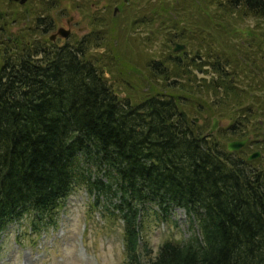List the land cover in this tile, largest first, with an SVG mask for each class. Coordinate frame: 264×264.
<instances>
[{
  "label": "trees",
  "instance_id": "1",
  "mask_svg": "<svg viewBox=\"0 0 264 264\" xmlns=\"http://www.w3.org/2000/svg\"><path fill=\"white\" fill-rule=\"evenodd\" d=\"M211 1L191 0V4L205 10ZM215 1L217 10L222 7L224 11L202 14L207 26L222 24L230 32L232 12L264 17V0ZM150 8L153 13L136 15L131 23L156 20L168 21L174 28L179 25L163 13L168 8L164 2L158 0ZM194 15L187 13L184 20L192 21ZM3 19L0 231L23 213L50 216L60 200L81 183L96 194L92 202L96 208L101 194L113 193L118 198L103 204L102 209L123 222L121 264H264V162L246 158L249 142L238 150L226 147L228 140L249 134L255 114H250L255 110L245 104L253 98L250 90L232 79L237 76L235 65L231 74L222 70L226 64H234L232 56L236 60L243 54L238 47L231 53L212 51L209 46L205 49V56L213 58V69L223 77L221 85L213 86L214 100L205 111L228 117L236 114L232 124L207 134L190 116L198 117L203 109L189 108L191 99L197 98L187 96L190 90H174L173 81L166 80L178 71L189 73L187 67L195 64L196 57L172 58L171 69L149 60L151 69L161 71L160 86L165 89L127 90L121 95L105 76L112 68L122 73L121 66L111 63L108 69L86 54L92 34L62 46L35 38L14 45L5 34L8 21L5 16ZM178 35L170 32L166 38ZM250 39L257 41L252 33L244 40ZM244 76L252 85L254 75L244 71ZM218 86L223 89L220 94ZM180 87L186 88L185 84ZM243 98L245 101L237 102ZM262 98L258 93L254 99ZM228 100L234 106H229ZM87 162L105 165L107 181L84 170ZM148 202L163 216L174 206L183 208L197 233L185 240L166 239L153 253L140 223Z\"/></svg>",
  "mask_w": 264,
  "mask_h": 264
},
{
  "label": "rangeland",
  "instance_id": "2",
  "mask_svg": "<svg viewBox=\"0 0 264 264\" xmlns=\"http://www.w3.org/2000/svg\"><path fill=\"white\" fill-rule=\"evenodd\" d=\"M160 1L168 6L163 13L171 15L179 22V25L174 28L167 21L163 26V32L179 33L180 35L174 39L186 43V49L182 51L174 52L173 45L169 41L173 38L167 39L161 32H156L151 37L147 35L148 27L155 26L159 23L158 21L148 23L147 27L137 22H134L137 23L135 26L131 23L133 17L147 13L148 6L157 5L158 0H130L127 6L123 5L121 0H25L24 2L0 0V24L3 23L5 16L8 21V32L5 34L14 35L12 42L14 45H19L24 39H36L37 36L48 43L43 40V35L39 33V28L35 25L36 16L48 14L49 18H53L55 25L60 26L65 24L69 15H74V38H82L87 31H91L90 34H92V43L86 54L89 57L95 54L96 58L93 60L101 61V65L104 64L108 69L111 68V63L117 67L121 66L120 70L123 72L119 73L112 68L114 73L109 78L112 87L122 91L121 95L127 90L165 89L164 86H160L163 80L161 71L151 69L147 65L149 59L158 60L161 64L156 65L171 69L172 58L181 60L185 56L196 57L194 62L197 65L192 63L187 67L189 73L178 71L176 75H170L166 80L173 81L174 90L179 92L190 90L187 96L197 98L194 100L190 97L192 101L188 106L192 110L203 108L197 114L199 119L196 122L201 124L204 132L210 128L213 116L221 115L217 129L232 124L236 119V114L228 117L222 112H213L216 114L213 115L210 114V110L205 111V106L211 105L210 102L214 100L213 86L221 85L223 80V77L213 69V58L205 56V49L209 46L212 51L225 50L226 53H231L236 46L243 54H239L236 60L232 56L234 64H226L222 70L231 74L235 65L234 71L237 72V76L232 79L236 85L247 87L253 95V98L245 103L255 110L250 111V114L255 113L250 122L253 123L257 118L264 119V107H259L264 106V98L254 99L255 93L264 95V91H259L264 90V70L262 69L264 68V17L237 15L232 12L233 20L229 23L233 29L229 32L228 29L221 27L222 24L217 28L211 24L205 25V16L202 14L224 11L222 7L217 10L215 0L208 2L205 10L193 8L191 0ZM177 4L182 5L177 11H173ZM120 5H123V12L113 18V8ZM187 13H195L192 21L184 20ZM168 24L170 29H167ZM189 31L194 35H189ZM50 33L52 29L48 32ZM251 33L257 41L250 39L246 42L244 39L246 36H251ZM2 41L0 37V48L4 44ZM195 45H201V47L197 48ZM244 71L254 75L250 86L249 78L244 76ZM157 82L159 86L156 85ZM181 84H185L186 88H181ZM218 89L219 86L216 90ZM222 90L221 87L218 93L220 94ZM243 101L245 98L237 102ZM228 103L232 102L228 100ZM184 105L183 103L182 107ZM229 106H234V103ZM190 116L196 117L193 113H190ZM248 130L247 136L255 133L253 125H249ZM254 147L253 144H248L247 155L255 149ZM83 167L84 170L88 169L92 173V177L99 176L101 180L107 181L103 175L106 170L105 165L97 167L87 162ZM95 196V193L89 192L83 184L79 183L67 197L60 200L50 216L44 214L39 217L35 211H32L23 213L20 217L8 222L0 231V264H121L124 260L123 222L117 215L112 217L102 209L103 204H109L110 201L117 202L118 198L113 193L101 194L96 208V205H92ZM152 205L151 202L145 205L140 223L142 236L153 253L166 239L185 240L193 232L197 233L195 225L193 228L190 227L188 216L183 208L174 206L166 216H163L156 213L158 208ZM49 218H51L50 221Z\"/></svg>",
  "mask_w": 264,
  "mask_h": 264
},
{
  "label": "flooded vegetation",
  "instance_id": "3",
  "mask_svg": "<svg viewBox=\"0 0 264 264\" xmlns=\"http://www.w3.org/2000/svg\"><path fill=\"white\" fill-rule=\"evenodd\" d=\"M11 1H14V0H11ZM122 1V3H123V5L124 4H126V6L128 5V4H130V0H121ZM152 1V0H151ZM93 4V3H92ZM123 5H120V6H117V7H114L113 9L114 10H116L117 11V13L116 14H118V13H120L121 12V10H122V7H123ZM120 7H121V10H120ZM149 7V11H151L152 13L154 12V10L152 11V9L150 8V6H148ZM113 10V11H114ZM147 12V13H150V12ZM116 14H113V15H116ZM141 14H143V13H141ZM37 16H39L42 20H39V19H37ZM36 16V23H38V26H37V24L35 23V25L39 28L38 30H39V33H43L42 35H43V40H48V41H50V42H53V43H55V44H57V45H60V46H62V45H64V44H66L67 42H70L71 40H74V39H76V41L78 40H81L82 38H85V37H87V36H89L90 35V33H91V31H87V33L81 38H74L75 37V35H74V31H73V25L75 24L74 23V18H73V16L71 15H69V17H68V19L66 20V22H65V24H61L60 26H56L55 24V22H54V20H53V18H49L48 17V14H46V15H37ZM49 21H51V23L50 24H46L47 22H49ZM41 22V23H40ZM137 23H140V24H142L144 27H147L148 25V23L147 22H137ZM137 23H134V26L137 24ZM165 24H166V22H164V23H157L155 26L154 25H152L151 27H148V31H147V35L149 36V37H151L153 34H155L156 32H161L164 36H166V34L167 33H170V32H167V33H164L163 32V26H165ZM56 26V27H55ZM36 27V28H37ZM62 27H63V29H65V30H67V36H63L62 34H60L59 33V29H62ZM52 29V33H50V34H48V32L50 31ZM167 29H170V26H169V24H168V26H167ZM45 30V31H44ZM37 31V30H36ZM172 32V31H171ZM38 33V34H39ZM188 34L189 35H191V36H193L194 35V33H193V35H192V32L191 31H189L188 32ZM37 36V35H36ZM174 37H176V36H174ZM7 38L8 39H14V35H12V36H8L7 35ZM15 38H17V36H15ZM36 39L38 40V41H42V40H40L41 38L40 37H36ZM170 42H171V44L173 45V47H174V43L175 42H180V43H183L185 46H184V48H180V47H178V51H182V50H184V49H186V43L184 42V41H181V40H178V39H170L169 40ZM49 43V42H48ZM88 50H89V47H88ZM174 52H176V51H174ZM96 58V55L95 54H93V55H91L90 56V59H95ZM149 60H155V59H153V58H151V59H149ZM148 60V61H149ZM155 61H158V60H155ZM105 67V66H104ZM112 73H114V70L112 69V71L111 72H109V75H110V77H111V75H112ZM109 82V81H108ZM110 83V82H109ZM256 94H258V93H256ZM255 94V95H256ZM260 108H262V107H264V106H259ZM219 118V117H218ZM220 119V118H219ZM252 125H253V131L255 132L253 135H251V136H245V137H243V138H247V140H246V142H245V144H247L248 142L249 143H251V144H253L255 147V149H253V150H251L250 152H249V154L250 153H252V152H256V151H258L259 153H260V155H258L256 158H254V159H260V163L261 162H264V119H260V118H257V120H254L253 121V123H251ZM235 139H242V138H234V139H231V140H235ZM229 141V140H228ZM227 141V142H228ZM244 144V145H245ZM243 145V146H244ZM243 146H241L240 148H242ZM239 148V149H240ZM238 150V149H237ZM248 154V155H249ZM246 155H247V153H246ZM247 155V156H248Z\"/></svg>",
  "mask_w": 264,
  "mask_h": 264
},
{
  "label": "water",
  "instance_id": "4",
  "mask_svg": "<svg viewBox=\"0 0 264 264\" xmlns=\"http://www.w3.org/2000/svg\"><path fill=\"white\" fill-rule=\"evenodd\" d=\"M15 1V0H14ZM20 2H24L25 0H19ZM117 11L114 10L113 14H116ZM59 33L62 34L63 36H67V30L63 29H59ZM184 44L183 43H177L175 42L174 43V47L172 48L173 51L177 50L178 47L180 48H184ZM105 75H108V74H105ZM124 95V93L122 94ZM195 121L198 120L197 117L194 118ZM218 124H219V118L216 117V116H213L212 117V123H211V126L210 128L207 130V134H210V133H213L216 131L217 127H218ZM247 138H242V139H235V140H229L227 142V149L228 150H237L239 149L241 146H243L246 142ZM258 155H260V153L258 151L256 152H252L250 153L248 156H247V159H253V158H256Z\"/></svg>",
  "mask_w": 264,
  "mask_h": 264
}]
</instances>
